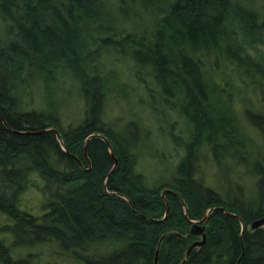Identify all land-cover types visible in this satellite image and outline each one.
<instances>
[{
	"label": "trees",
	"instance_id": "16d2710c",
	"mask_svg": "<svg viewBox=\"0 0 264 264\" xmlns=\"http://www.w3.org/2000/svg\"><path fill=\"white\" fill-rule=\"evenodd\" d=\"M253 3L0 0V264H38L33 248L58 264H264V156L234 120L260 96L244 114L264 143ZM73 93L81 116L64 127ZM203 159L218 186L198 180Z\"/></svg>",
	"mask_w": 264,
	"mask_h": 264
},
{
	"label": "rangeland",
	"instance_id": "374dc122",
	"mask_svg": "<svg viewBox=\"0 0 264 264\" xmlns=\"http://www.w3.org/2000/svg\"><path fill=\"white\" fill-rule=\"evenodd\" d=\"M253 9H255L258 13H260L262 16H264V0L261 2V0H253ZM247 50H248V53L251 57H255V58H259L260 55H263L264 54V45L261 44V43H255L253 44V46L250 47H247ZM72 95V97H70ZM67 97H65L64 99H62L61 103H59V107L60 108V115L63 119L62 122H63V125L64 127H67L70 124H77L75 122V118L81 114L80 113V106H81V103L79 102V99L77 98V95L75 93L71 94ZM25 99V102H27L28 99H30L29 96H23ZM70 97V98H68ZM245 99L248 98V99H254V101L252 100H248L246 99L249 103L252 102V105L253 107L256 106V104L258 103L259 107L261 108L262 106V103H260V96L258 95H255V96H251L249 95L248 92H245V95H244ZM34 101H37L36 98H34ZM248 104V106L250 107V104ZM80 105V106H79ZM245 107V109L249 108V107ZM235 111H234V115H235V118H236V114H237V118L235 120V123H237L239 126L241 125L242 128H244V132L246 133V135L248 136L249 140H250V144L251 146L250 147H246L245 148V151L250 153V156H252V154L255 156H258L260 158H263L264 156V146H263V141L261 139V137L258 135V133L256 131H254L249 123L247 122L246 118H245V114H244V111L245 109H242L244 108V106L242 107V105H240L238 102H237V106L235 107ZM134 109L136 112L139 111V108L137 106H135ZM225 109V108H223ZM253 110V109H252ZM124 112L128 113V110L126 109V107H124ZM120 116H123L124 117V114L122 113L121 109L119 108H116L114 105L112 106L111 110L109 109V115L107 117V120L110 121V123H114L113 121V118H117V117H120ZM125 117L127 119H129V115ZM79 118V117H78ZM111 120H110V119ZM80 119V118H79ZM131 121L134 120V117H132L131 115V118H130ZM155 130V129H154ZM169 131L168 130H165L164 133L167 134ZM172 132L174 133H177L178 131L175 129L173 130ZM152 136L153 137H157L156 135V132L154 133L152 131ZM56 139L58 140V142L60 143V145H62V142L60 140V136H59V139L56 137ZM164 140L166 141V139L164 138ZM163 145L165 147H167V144L166 142H163ZM162 151V150H161ZM165 153L166 156H168V153L169 151H163ZM206 156V155H204ZM140 164L139 166V169L141 170V172L146 175V176H149L151 178L152 174H151V165L152 163H154L153 159L149 156H146L145 158H140ZM174 162L171 163V166L173 165L174 166ZM210 165L209 162H207L206 159H203L201 160V166H202V170H204V173L201 172V174H198V180L200 181H203L204 183L206 184H210L212 183L214 186H218L219 183H216L214 181H217V175H218V170L217 168L214 166V165ZM165 165H160V169L164 168ZM115 169L114 166L112 168V170ZM210 172V173H209ZM239 173H243V169H240L239 170ZM204 176V177H203ZM148 177V178H149ZM204 178V179H203ZM214 179V180H213ZM218 182V181H217ZM239 182L244 185L245 184H249L251 182V179H249L248 177H245L244 180H240L239 179ZM215 183V184H214ZM31 194V193H30ZM30 194L27 196V198L30 196ZM36 194H33V196L31 197L32 199H30V202H33V200L35 201L36 199ZM205 217L207 218V216L205 215ZM201 221V220H200ZM200 221H189V223L191 224V232L193 233V223H198ZM207 221V220H206ZM205 221V222H206ZM1 222V221H0ZM205 222L202 224L201 227L204 228V233H205ZM264 229V227H263ZM194 234V233H193ZM201 240V239H200ZM198 240V241H200ZM33 253L34 252H41L40 254V257H41V261L38 263V264H45L46 262H49L50 264H56L54 263L55 259L52 258L51 256H49L48 252H47V248H33L31 250ZM58 264V263H57Z\"/></svg>",
	"mask_w": 264,
	"mask_h": 264
},
{
	"label": "water",
	"instance_id": "95a60500",
	"mask_svg": "<svg viewBox=\"0 0 264 264\" xmlns=\"http://www.w3.org/2000/svg\"><path fill=\"white\" fill-rule=\"evenodd\" d=\"M45 132H47V131H43V132H41V133H45ZM56 137L59 139V135H58L57 133H56ZM98 137H99V136H98ZM90 138H91V137H90ZM88 140H89V139H88ZM88 140H87V141H88ZM106 143H107V142H106ZM107 145H108V143H107ZM108 147H109V145H108ZM109 153H110L111 156H112L111 148H110V147H109ZM114 161H115V160H114ZM116 165H117V163H116V161H115L114 168L116 167ZM113 170H114V169H113ZM113 170H112V171H113ZM206 220H207V218L204 217L200 222H198V223H193V228H192L193 233H194L196 236H199L201 240L195 242L194 244H192V245L189 247V249H188V253H189V251L192 250L193 248H195V247H201V246H203V244L205 243L206 235H205V233H204V228L201 227V226H202V224H203ZM253 226H255V227H264V217H262L261 219L255 221V222L253 223ZM242 229H243V228H242Z\"/></svg>",
	"mask_w": 264,
	"mask_h": 264
}]
</instances>
